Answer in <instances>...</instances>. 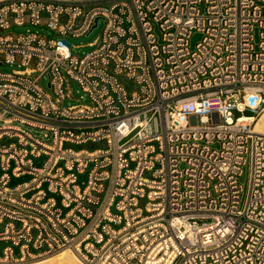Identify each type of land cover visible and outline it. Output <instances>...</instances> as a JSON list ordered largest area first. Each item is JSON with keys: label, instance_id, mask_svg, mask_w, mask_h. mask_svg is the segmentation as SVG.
<instances>
[{"label": "built area", "instance_id": "2783aa9c", "mask_svg": "<svg viewBox=\"0 0 264 264\" xmlns=\"http://www.w3.org/2000/svg\"><path fill=\"white\" fill-rule=\"evenodd\" d=\"M26 25L54 37L9 33ZM5 65L0 264H264V0L2 1Z\"/></svg>", "mask_w": 264, "mask_h": 264}, {"label": "rangeland", "instance_id": "374dc122", "mask_svg": "<svg viewBox=\"0 0 264 264\" xmlns=\"http://www.w3.org/2000/svg\"><path fill=\"white\" fill-rule=\"evenodd\" d=\"M103 29H104V22L101 21L99 23V27L90 36H85V37H81V38L69 37L68 38V42L74 48L72 50L73 55L77 56L79 58H82L85 55H87L90 52H92L93 49L88 47V45L94 43V41L101 35ZM28 32L38 33L40 35L47 36V37H54V34L52 32H50L47 29V27H45V26L34 28V27L29 26V25H26V26H23V27H13L9 31L10 34H14V35H24V34H26ZM201 40H202V35L199 34V33H194V35H193V37L191 39V42H190L191 49L195 50L197 44L200 43ZM17 68H18L17 66L5 65V66H1L0 67V72L11 73L14 70H17ZM120 81L128 89L130 94H132V93L137 91L136 85L133 84V83L128 82L125 79V77L122 76L120 78ZM71 84H72V90H73V93H74L75 100L71 101V102H69V101L66 102V106H74V105H76L77 104L76 100L80 99V97L83 96V94H82L80 88L78 87V85L76 83H73V82ZM42 85L44 87H47V79L43 80ZM246 114L248 116L251 115L250 113H246ZM236 116H239V115L236 114ZM11 142H13V141L9 142L8 140H5L4 142L1 143V145H6V144L11 143ZM67 147L73 148L75 150L95 151V150L106 148V144L105 143H98V144L90 143V144L83 145V146L68 145ZM44 162H45V158H42L40 160L35 161L36 166H38V167L42 166ZM243 171H244L243 172V176L240 178V184L243 185V187L247 191V188H248V185H249V179H250V166L248 165V166L244 167ZM146 176L148 178L152 177L151 174H147ZM29 180H30V177H23V178H20V179H13V181L11 183V186H17L19 184L28 182ZM245 197H246V194H243L242 195V201H244ZM147 203H148L147 200H141L140 201V208L145 209ZM113 211L115 212V210H113ZM113 227L115 229H119L120 228L119 226H113ZM0 229H2V228L0 227ZM5 246H6L5 243H0V253H2V251H3ZM62 254L59 253V254H56V255H53V256L43 257L41 259H37L35 261L28 262V263H25V264H34V263H37V262H40V261L48 260V259H51V258H56V257H58V255L61 256Z\"/></svg>", "mask_w": 264, "mask_h": 264}, {"label": "bare ground", "instance_id": "6f19581e", "mask_svg": "<svg viewBox=\"0 0 264 264\" xmlns=\"http://www.w3.org/2000/svg\"><path fill=\"white\" fill-rule=\"evenodd\" d=\"M2 1H6V0H0V2ZM254 121H255L253 128L254 133L259 135H264V109L258 114V116ZM34 264H82V263L74 255L73 252L65 251L61 256L58 255V257L56 258H51Z\"/></svg>", "mask_w": 264, "mask_h": 264}, {"label": "water", "instance_id": "95a60500", "mask_svg": "<svg viewBox=\"0 0 264 264\" xmlns=\"http://www.w3.org/2000/svg\"><path fill=\"white\" fill-rule=\"evenodd\" d=\"M98 22H99V19L96 20V22H95V26H94V29L97 28ZM65 43H66V42H65Z\"/></svg>", "mask_w": 264, "mask_h": 264}]
</instances>
